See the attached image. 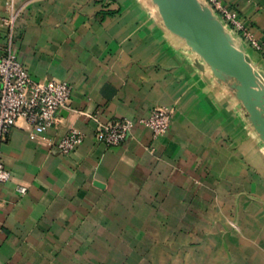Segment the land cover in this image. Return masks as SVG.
Returning a JSON list of instances; mask_svg holds the SVG:
<instances>
[{
  "label": "crops",
  "instance_id": "1",
  "mask_svg": "<svg viewBox=\"0 0 264 264\" xmlns=\"http://www.w3.org/2000/svg\"><path fill=\"white\" fill-rule=\"evenodd\" d=\"M107 1L19 0V60L73 91L43 136L19 120L1 144L0 264H264V142L242 104L152 0ZM222 2L260 42L231 29L264 73V0ZM7 14L0 0V56ZM155 107L173 109L166 134L136 124L120 145L97 141L99 124ZM72 129L84 140L62 154Z\"/></svg>",
  "mask_w": 264,
  "mask_h": 264
},
{
  "label": "built area",
  "instance_id": "2",
  "mask_svg": "<svg viewBox=\"0 0 264 264\" xmlns=\"http://www.w3.org/2000/svg\"><path fill=\"white\" fill-rule=\"evenodd\" d=\"M205 1L252 47L262 50L258 39L247 29L235 10L225 5L222 0ZM7 6L8 14L2 18V24L7 28V40L0 56V184L11 179V172L1 157V144L10 130L19 120H23L28 126L30 138L43 136L56 123L58 112L67 108L73 91L72 85L66 81L40 80L32 76L19 60L14 43L16 22L22 7L19 0H7ZM172 115L171 108L155 107L146 117L101 123L96 132V139L106 146L120 145L130 136L136 124L147 127L154 137L161 136L169 131ZM83 140V133L72 129L55 147L60 153L69 154L82 144ZM18 192L25 194L27 186H18Z\"/></svg>",
  "mask_w": 264,
  "mask_h": 264
},
{
  "label": "water",
  "instance_id": "3",
  "mask_svg": "<svg viewBox=\"0 0 264 264\" xmlns=\"http://www.w3.org/2000/svg\"><path fill=\"white\" fill-rule=\"evenodd\" d=\"M152 2L165 28L201 58L199 68L207 67L214 79L233 91L264 142V73L254 68L244 43L237 42L205 0Z\"/></svg>",
  "mask_w": 264,
  "mask_h": 264
},
{
  "label": "rangeland",
  "instance_id": "4",
  "mask_svg": "<svg viewBox=\"0 0 264 264\" xmlns=\"http://www.w3.org/2000/svg\"><path fill=\"white\" fill-rule=\"evenodd\" d=\"M105 1H107V0H105ZM110 1L111 0H108L107 1V5H109V3H110ZM21 14V13H20ZM218 14V16L222 19V21L225 23V25H226V27L231 31V29H233L223 18H222V16L219 14V13H217ZM19 17H20V15H19ZM18 17V18H19ZM18 20V19H17ZM235 30V29H234ZM236 31V30H235ZM237 32V31H236ZM244 39V38H243ZM237 42H239V40H237ZM112 251V250H111ZM117 256H120L119 258H122V260L123 261H127L128 260V258L130 257V251H129V248L128 249H124L123 251H122V253H121V255L120 254H118ZM128 263V262H127ZM126 262H124V264H127ZM98 264V263H97Z\"/></svg>",
  "mask_w": 264,
  "mask_h": 264
}]
</instances>
